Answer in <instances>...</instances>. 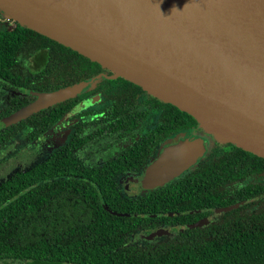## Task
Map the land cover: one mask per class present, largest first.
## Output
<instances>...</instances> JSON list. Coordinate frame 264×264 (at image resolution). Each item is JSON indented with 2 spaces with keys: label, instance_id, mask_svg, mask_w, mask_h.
I'll use <instances>...</instances> for the list:
<instances>
[{
  "label": "water",
  "instance_id": "water-1",
  "mask_svg": "<svg viewBox=\"0 0 264 264\" xmlns=\"http://www.w3.org/2000/svg\"><path fill=\"white\" fill-rule=\"evenodd\" d=\"M0 13L196 120L204 134L170 141L146 169L141 195L193 170L217 144L264 159V0H0ZM99 78L33 92L36 100L0 128L80 96ZM258 199L213 209L210 219Z\"/></svg>",
  "mask_w": 264,
  "mask_h": 264
},
{
  "label": "flooded vegetation",
  "instance_id": "flooded-vegetation-1",
  "mask_svg": "<svg viewBox=\"0 0 264 264\" xmlns=\"http://www.w3.org/2000/svg\"><path fill=\"white\" fill-rule=\"evenodd\" d=\"M0 27L15 28L11 20L6 22L1 16ZM39 53L27 58L25 65L14 63L5 70L8 74H0V121L35 101L33 92H51L65 87L63 67L56 66L62 55L43 52L49 56L44 59ZM97 76L100 77L98 82L80 96L0 128V188L8 181L25 185L24 190L28 191L41 186L43 201L48 202L45 211L76 224L78 219L95 213L93 198L88 201L86 196L82 198L86 212L79 213L77 188L112 187L109 201L115 207L109 209L102 203L106 211L126 214L129 212L121 210H135L136 214L150 215L141 217L144 220L131 232V244L137 249L170 243L178 233L188 229L201 228L203 234H209L207 229L212 234L218 233L221 227L216 229L212 224L224 214L210 217L213 209L223 207L190 206L187 199L180 202L176 196L160 194L161 188L144 195L140 191L146 169L170 141L182 134L191 137L204 134L196 120L180 110L182 115L176 114L174 106L161 102L135 84L129 85L130 82L122 78H105L112 73L101 66L95 75L84 81H92ZM226 145L230 144L215 145L204 159L216 150L230 151ZM262 166L250 179L260 185V189H264V164ZM33 180L36 181L28 183ZM150 193L154 194L150 196ZM18 194L9 198L10 201ZM260 196L256 197L260 199ZM52 204L58 205L54 209ZM143 210L147 213L140 212ZM207 219L210 220L206 225L187 228ZM175 228L183 229L173 231Z\"/></svg>",
  "mask_w": 264,
  "mask_h": 264
},
{
  "label": "trees",
  "instance_id": "trees-1",
  "mask_svg": "<svg viewBox=\"0 0 264 264\" xmlns=\"http://www.w3.org/2000/svg\"><path fill=\"white\" fill-rule=\"evenodd\" d=\"M12 24L14 29L0 27L2 76L8 74L5 70L10 65L18 62L25 65L26 59L35 57L37 52L44 59L49 56L43 52L62 55L56 66L63 67V86L89 79L100 70L99 64L77 52ZM172 108L182 115L176 107ZM226 146L230 151L216 150L193 170L159 189L160 194L176 196L180 202L187 199L188 205L197 208L229 207L262 195L215 221L212 226L221 227L218 233L212 234L207 229L209 234H203L201 228L188 229L178 233L170 243L137 249L131 244V232L144 219L106 211L102 203L109 209L115 207L109 201L112 187H78L79 213L86 212L82 199L85 196L88 201L93 198L95 213L72 224L71 220L45 211L48 202L43 201L41 186L10 201L26 186L8 181L0 188V264H264V189L250 180L263 167L264 159ZM57 205L52 207L55 209ZM121 211L136 214L135 210ZM74 229L77 232H69Z\"/></svg>",
  "mask_w": 264,
  "mask_h": 264
}]
</instances>
